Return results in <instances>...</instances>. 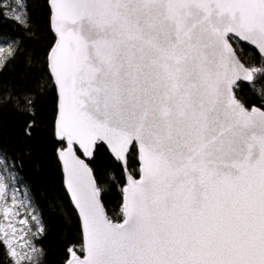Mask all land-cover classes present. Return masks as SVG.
<instances>
[{"label":"snow or ice","instance_id":"snow-or-ice-1","mask_svg":"<svg viewBox=\"0 0 264 264\" xmlns=\"http://www.w3.org/2000/svg\"><path fill=\"white\" fill-rule=\"evenodd\" d=\"M44 6L54 39L33 87L0 91V111L15 105L32 139L54 98L53 154L81 233L64 264H264V0ZM32 21L33 0H0V73L23 54L17 38H34ZM102 154L111 166L98 172ZM22 171L0 124V249L8 264H41L24 239L45 227L17 197Z\"/></svg>","mask_w":264,"mask_h":264},{"label":"trees","instance_id":"trees-1","mask_svg":"<svg viewBox=\"0 0 264 264\" xmlns=\"http://www.w3.org/2000/svg\"><path fill=\"white\" fill-rule=\"evenodd\" d=\"M33 39L18 37L22 42V55L18 56L2 73H0V91L7 89L8 93H24L33 87L34 73L32 66L36 63L35 57L41 59L48 45L54 37L49 30L48 11L44 0H33ZM23 31V30H20ZM235 48L242 50L241 55L254 57V49L242 43L234 42ZM28 61V63H26ZM245 93L251 97L247 88ZM23 105H20L22 108ZM15 105L0 111V124L3 126V146L11 154L20 158L23 163L21 179L25 180L33 203L43 221L45 232L34 237L36 246L43 249L40 257L41 264H64L66 248L78 244L81 240L80 219L70 198L62 187V173L53 154L55 141L53 136L54 98L45 95L37 113L38 132L32 139L23 135L24 120ZM107 157H97L98 172L109 168ZM106 206L116 211L121 202V194L109 185L104 194ZM0 260L8 264V259L0 249Z\"/></svg>","mask_w":264,"mask_h":264},{"label":"rangeland","instance_id":"rangeland-1","mask_svg":"<svg viewBox=\"0 0 264 264\" xmlns=\"http://www.w3.org/2000/svg\"><path fill=\"white\" fill-rule=\"evenodd\" d=\"M5 47H6V45H5ZM16 187L19 189V191H17V197H18V199L24 197V196H25V193H27V196L31 198L30 193H29V191H28V188H27L26 184H20L19 182H17V183H16ZM31 199H32V198H31ZM32 203H33V201H32ZM33 205H34V207H35V209H36V213L38 214L37 208H36V206H35L34 203H33ZM22 215H23V210H22ZM28 215H29V216L32 215L31 210L28 211ZM38 215H39V214H38ZM33 223H34V222L30 220V221H29V226H31ZM32 230L35 231V228H33ZM24 239H25V240L31 239L32 242L34 243V241H33L34 238L32 237L31 233H29V236L25 237ZM36 247H37L38 249H40L38 246H36Z\"/></svg>","mask_w":264,"mask_h":264},{"label":"water","instance_id":"water-1","mask_svg":"<svg viewBox=\"0 0 264 264\" xmlns=\"http://www.w3.org/2000/svg\"><path fill=\"white\" fill-rule=\"evenodd\" d=\"M242 44H245V45H248V44H246V43H242ZM234 46V45H233ZM235 47V46H234ZM253 48V47H252ZM71 201V200H70ZM72 203V202H71Z\"/></svg>","mask_w":264,"mask_h":264}]
</instances>
